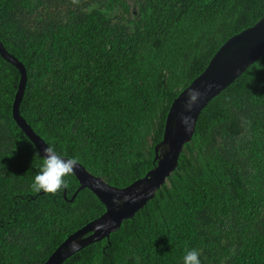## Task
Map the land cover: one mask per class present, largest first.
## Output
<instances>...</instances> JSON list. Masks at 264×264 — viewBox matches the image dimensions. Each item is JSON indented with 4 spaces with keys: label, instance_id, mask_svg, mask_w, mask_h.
I'll list each match as a JSON object with an SVG mask.
<instances>
[{
    "label": "trees",
    "instance_id": "obj_1",
    "mask_svg": "<svg viewBox=\"0 0 264 264\" xmlns=\"http://www.w3.org/2000/svg\"><path fill=\"white\" fill-rule=\"evenodd\" d=\"M264 0H0V41L27 73L20 115L46 144L124 188L155 167L173 100ZM0 57V264H43L104 212L74 176L34 193L37 150L11 116ZM66 191V199L63 193ZM264 264V54L201 111L175 171L109 239L63 264Z\"/></svg>",
    "mask_w": 264,
    "mask_h": 264
},
{
    "label": "water",
    "instance_id": "obj_2",
    "mask_svg": "<svg viewBox=\"0 0 264 264\" xmlns=\"http://www.w3.org/2000/svg\"><path fill=\"white\" fill-rule=\"evenodd\" d=\"M263 54L264 17L252 27L229 38L213 55L201 75L173 100L165 119L162 140L154 148L155 167L148 171L144 177L124 188H116L106 184L101 178L89 174L79 164L75 175H73L79 186L68 201L73 202L81 190L88 189L104 206V212L98 218L67 236L43 264H63L68 258L87 246L104 239L108 240L110 234L118 230L125 220L133 218L148 201L153 199L155 193L175 171L179 155L183 146L190 141L203 108ZM0 57L13 66L20 76L11 106L12 119L37 152L43 156V149L47 147V144L21 117L19 111L26 89V69L17 58L6 51L1 41ZM208 85H212V87L208 88ZM190 88H198L203 96L191 112H186L184 103ZM182 115L191 117L187 125L188 130L181 122ZM125 196L137 197L136 202H124L123 197ZM63 198L66 199V191L63 193ZM114 200L120 202L114 203ZM98 225L105 227L98 230ZM74 243L78 247L73 248Z\"/></svg>",
    "mask_w": 264,
    "mask_h": 264
},
{
    "label": "clouds",
    "instance_id": "obj_3",
    "mask_svg": "<svg viewBox=\"0 0 264 264\" xmlns=\"http://www.w3.org/2000/svg\"><path fill=\"white\" fill-rule=\"evenodd\" d=\"M78 0H73V3H77ZM212 85H208L211 88ZM187 99L184 103V108L186 112H191L193 107L202 98L203 93L198 88H190L187 91ZM191 117L182 115L181 122L185 124L186 130H188L187 125ZM43 156L39 152L35 154L36 157L40 158L41 164L37 174L34 176L30 189L34 193H47L56 195L69 187V181L67 177L75 175V171L79 165V157H66V153L57 151L55 147V142L52 141L47 144V147L43 149ZM137 197L135 196H125L123 197L124 202L135 203ZM120 201L114 200V203H119ZM104 225H98V230L103 229ZM73 248L78 247L75 243L72 245ZM200 252L199 250L185 249V255L183 256V264H201L200 262Z\"/></svg>",
    "mask_w": 264,
    "mask_h": 264
}]
</instances>
